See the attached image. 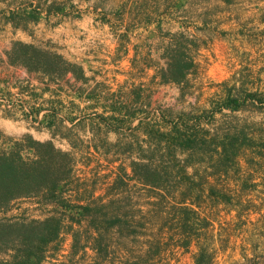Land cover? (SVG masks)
<instances>
[{"label": "rangeland", "instance_id": "obj_1", "mask_svg": "<svg viewBox=\"0 0 264 264\" xmlns=\"http://www.w3.org/2000/svg\"><path fill=\"white\" fill-rule=\"evenodd\" d=\"M71 1L79 3L85 0ZM220 1L206 6V17L210 16L211 28H206L205 36L201 39L204 41L203 48L200 39L196 43L202 48L199 75L197 79L191 77L188 85L181 87L179 93L172 87L151 85L150 72H141L137 75L140 79H135L134 84L126 82L123 76L125 72L118 66H114L115 70L112 66L118 76L109 74V67L105 71L93 68L88 73L84 71L78 63L89 61V57L96 55L88 50L93 42L88 31L81 29L73 37L71 45L69 36L65 39L62 31H56L50 38H46L48 34L34 38L33 35L38 36V31L45 34V27L50 30L56 23L46 13L47 10L56 12V0H0V150H8L15 141L22 142L24 136H30L34 141L52 142L57 150L68 154L70 162L69 177L60 183L63 191L57 192L54 200L49 199L44 191L16 200L7 210L0 212V221L30 223L55 218L60 223L58 238L50 243L42 264H56L57 257L70 251L72 233L82 230L84 234L87 222L81 218V209L78 212L77 207L88 203L93 187L99 191L96 196L105 195L108 186L119 174L123 175L125 170L131 173L129 164L136 159L137 153L145 155L144 150L138 151L139 147H146L145 131L159 127L170 130L178 124L184 132V123L190 130L204 134L232 136L244 133L248 139L256 141V147L246 152L248 158L254 159L253 166L250 167L242 158L239 172L231 171L230 179L223 177L215 183L222 191V197L210 192L204 199L209 205L220 202V206L226 208L222 223L228 222L225 213L228 209L240 216L238 227H244L237 237L240 245L244 244L255 259L252 264H264V185L261 180H247L251 170L255 175L264 174V35H261L264 34V23L260 25V19L264 18V0L252 4L250 0ZM94 3L96 0L90 1V4ZM227 10L237 12L244 19L241 23L246 22L244 31L237 37H228L217 29L220 27L218 13H227ZM108 12L99 11L98 15ZM73 13L74 16L80 15L84 13V8ZM34 20H42V28L31 25ZM9 22L20 25L33 37L32 40L26 41L19 35L9 47ZM16 43L34 45L61 56L68 64L64 68L66 72L47 74L11 63L7 53ZM191 49L194 48L190 47L185 52L188 57L193 54ZM127 64L118 65L124 69ZM69 74L78 81L71 82ZM140 83L144 85L139 86ZM136 91L140 92L139 100L133 96ZM89 96L91 101L86 99ZM229 99H236L239 107L236 110L218 111ZM77 118L76 124L70 126ZM55 132L57 138L53 137ZM22 143L27 144V141ZM108 175L109 180L105 178ZM74 188L78 190H72ZM130 190L133 202L138 201L135 194L137 189L132 186ZM78 197H81L82 205L78 203ZM172 203L175 201L172 200ZM170 208L163 204L151 212L154 207L145 206L142 212L131 211L127 221L133 229L146 235L153 226L152 233L157 238L166 239L170 232L168 230L165 235L161 228L171 219ZM138 209L136 206L131 210ZM108 211L104 209L101 216L103 221L110 219L105 213ZM187 216L193 217L191 221L195 223V229L198 230L199 225L200 229L205 226L201 214ZM80 220L82 224L78 225L80 222L77 221ZM222 223L220 226L217 224V229H221ZM190 229L193 231L192 227ZM219 231L215 233L216 236L220 234ZM220 232L225 235L224 231ZM115 234L111 233L107 238L112 243V250L119 239V235ZM212 235L213 231L207 232L203 242L208 241L210 245L215 243ZM15 253L14 250H7L0 241V261L11 260ZM188 261L185 260L184 264H188Z\"/></svg>", "mask_w": 264, "mask_h": 264}, {"label": "crops", "instance_id": "obj_2", "mask_svg": "<svg viewBox=\"0 0 264 264\" xmlns=\"http://www.w3.org/2000/svg\"><path fill=\"white\" fill-rule=\"evenodd\" d=\"M90 1L95 0H85L79 3L71 0H56V12L50 10L46 12L48 17L54 18L56 23L50 27V30H46L45 27L47 32L45 34L38 31L39 34L36 33L38 36L33 35L34 38H40L39 36L47 34L46 38H50L56 31H62L65 39L69 36L71 45L73 37L80 33L81 29L88 31L93 40L88 50L96 55L92 54L93 56L89 57L90 62L83 60L78 63L87 73L92 68L96 71H105L109 67L108 73L118 76L113 71V67L118 66L125 72L123 76H125L126 82L134 83L135 79H140L137 75L141 72H150L151 85L161 88L172 87L179 93L181 87L188 85L191 77L197 79L200 72L199 55L204 45V41L202 42L201 39L204 38L205 31L211 28L209 27L211 25L210 16L206 17V6L220 3V0H107L106 3L96 0L94 4H90ZM250 1V4L257 2V0ZM82 8H84V13L74 16L73 12ZM99 11L109 12L98 15ZM223 12V14L218 13L220 27L217 29L223 31L224 35L228 37H237L240 32L244 31L243 27L246 22L241 23L244 20L243 17H239L233 10H227V13ZM40 21L34 20L31 25L38 29L42 28ZM263 23L264 18H261L260 25ZM7 25L11 29L8 34L9 47L19 35H22L26 41L32 40L33 37L20 25H13L12 22ZM199 39L202 48L196 44L199 43ZM190 47L194 49H191L193 54L188 58L193 61L195 67L188 71L183 82L165 81L164 73L172 63L173 55L177 51L185 53ZM126 63L128 64L124 66V69L118 65ZM68 78L71 82L78 81L72 74H69ZM142 84L144 85V83H140L139 86ZM133 96L139 100L140 92H133ZM86 99L91 101L90 96ZM113 110L120 112L118 109ZM69 116L71 120L74 119L71 114ZM77 120L79 119H75L70 126L76 124ZM176 127L178 130L177 124L170 130L167 128L163 130L159 127L156 130L145 131L146 147L142 146L138 149V151L144 150L145 155L140 156L137 153L136 159L129 164L131 173L125 170L123 175L119 174L108 186L105 195L96 196L99 191L93 187L90 192L91 198L86 205H83V207L91 209L90 215L85 218L87 227L84 234L82 230L72 233L73 242L70 245V251L61 255L60 258L57 257L56 264H184L185 260H189L188 264H198V262L203 264H252L254 262L255 259L243 244L245 240L241 243L243 245H240L237 238L241 232L240 229L244 228L238 227L240 216L235 215L236 212L232 209H228L225 212L228 222L222 223L223 210L226 208L221 207L220 202L218 204L213 202L212 205H209L204 199L210 192L217 194L216 196L221 195L222 191L217 188L215 183L223 177L230 179L232 173L227 176H208L202 172L205 171V163L199 164L196 159L187 169L188 174L186 175L192 178L190 181H183V177L169 174V176L165 175L163 182L157 186L136 174L135 166L137 165L157 166L174 163L171 159H166L165 151L176 135ZM53 137L57 138V133L53 134ZM61 140L66 142L64 138ZM71 143L69 141L70 145ZM68 147L71 149L70 146ZM177 159L183 164L188 159V155L181 154ZM251 165L249 164L250 167ZM196 169H201L199 175H193ZM109 177L108 175L105 178L109 180ZM249 179L253 182L261 180L264 185V174L255 175L251 170V174L247 177V180ZM132 186L137 189L135 194L138 196V201L135 202L130 194ZM72 190L77 191L78 189ZM229 191L232 192L231 189ZM119 196L122 197L121 200L118 199ZM80 198L78 197L77 200L79 204L82 203ZM185 198L187 201L183 205L182 201ZM146 199L147 201H144ZM172 200L175 203H172ZM190 203H196V205L192 206ZM163 204L171 207L169 211L171 219L161 228L165 235L168 230L170 232V236L166 239L164 237L157 238L152 233L153 226L150 227L149 235H146L133 229L127 221L131 211L142 212L143 207L147 206L152 209L154 207L152 211L150 210L153 212ZM136 206L139 208L137 211L131 210ZM182 206L192 207L198 216L201 214L205 226L200 229L199 225L197 230L194 228L195 223L190 221L193 231L191 233L188 227L187 230L185 227L186 213L182 210ZM104 209L109 210L105 212L110 217L107 222L101 218L104 215ZM111 213L115 214L111 215ZM173 213L174 219H172ZM173 221L175 227H173ZM221 223L228 227L222 226L221 229H217V224L220 226ZM81 224L80 222L78 225ZM219 230L224 231L225 235L223 236ZM202 231L204 233H201ZM210 231H213L212 239L215 240V243L211 245L208 241L204 240L205 242H203L206 233H211ZM218 231L220 234L216 236L215 233ZM111 233L119 235L117 245L113 250L111 249L112 243L107 239Z\"/></svg>", "mask_w": 264, "mask_h": 264}, {"label": "trees", "instance_id": "obj_3", "mask_svg": "<svg viewBox=\"0 0 264 264\" xmlns=\"http://www.w3.org/2000/svg\"><path fill=\"white\" fill-rule=\"evenodd\" d=\"M7 55L11 63L22 65L30 71L56 75L66 72L64 68L68 66L61 56L23 43H16ZM194 67L193 61L184 52L177 51L167 72L164 73V80L183 82L188 71ZM238 103L236 99H229L218 111L236 110L239 107ZM184 124V132L181 129L177 130L176 127V135L166 147L165 157L174 163L157 166L137 165L136 174L159 186L164 176L169 174L183 177V181L192 180L186 174H188V166L196 159L199 164L205 163V171L202 172L208 176H227L231 171L239 172L242 158L248 165L254 164V159L248 158L246 152L256 147L254 146L256 141L248 139L244 133L232 136L204 134L190 130L187 124ZM22 139L27 141V144L22 143L23 141H15L8 150H0V212L7 210L16 200L44 191L49 199L54 200L56 193L63 191L64 187L62 188L60 183L67 180L70 174L68 154L57 150L52 142L34 141L30 136H24ZM181 154L188 155V159L183 164L177 159ZM200 171L201 169H196L193 175H199ZM186 201V198L183 199L182 204H186ZM190 205L194 206L196 203ZM181 208L187 215H197L192 207ZM77 209L78 212L81 209V218H86L91 213L89 208L77 207ZM187 217L188 224L185 223V227L190 229V221L193 217ZM59 225L55 218L30 223L0 221V241L7 250L16 252L11 260L0 261V264H42L50 243L58 238ZM190 232L192 233L191 229ZM198 264L203 263L198 262Z\"/></svg>", "mask_w": 264, "mask_h": 264}]
</instances>
